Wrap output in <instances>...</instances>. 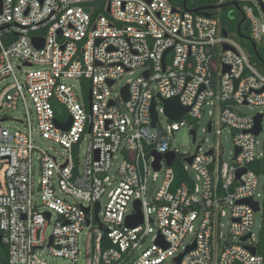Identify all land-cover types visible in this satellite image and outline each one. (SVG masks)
I'll use <instances>...</instances> for the list:
<instances>
[{
	"label": "built area",
	"instance_id": "obj_1",
	"mask_svg": "<svg viewBox=\"0 0 264 264\" xmlns=\"http://www.w3.org/2000/svg\"><path fill=\"white\" fill-rule=\"evenodd\" d=\"M226 3L239 5L250 39L264 48V0H217ZM221 31L213 14L172 0H0V110L21 107L25 126H0L4 264H177L192 245L179 264H264V73ZM171 98L189 108L176 122L161 104ZM206 108L203 132L230 135L229 162L219 144L182 159L174 149V132L195 131L185 117L200 119ZM69 120L68 130L57 126ZM36 137L67 156L59 160ZM246 199L258 210L237 203ZM136 202L143 220L128 228Z\"/></svg>",
	"mask_w": 264,
	"mask_h": 264
},
{
	"label": "rangeland",
	"instance_id": "obj_2",
	"mask_svg": "<svg viewBox=\"0 0 264 264\" xmlns=\"http://www.w3.org/2000/svg\"><path fill=\"white\" fill-rule=\"evenodd\" d=\"M174 4L177 6H180L179 0L174 1ZM231 15V13H229ZM235 41L237 39L233 38ZM16 64L18 62H15ZM33 69H38V67H33ZM139 74L138 71H135L133 75H125L120 82H118L117 85H115L112 89L113 95H118L120 88L123 84H125L128 80L134 79ZM18 76L21 78L22 75L18 74ZM1 90V87H0ZM88 105V104H87ZM161 108V107H160ZM158 108V110L160 109ZM239 111L245 115H253L258 112V109L256 107H238ZM208 109L206 108L205 111L202 113V116L200 119L190 118L189 116L185 117L187 120L193 123L195 126L196 131V138L195 142L192 141V136L190 135V128L188 125H184L179 128L176 132H174V135L172 136L173 146L176 152L179 154V159H182L186 155H194L197 150V145L201 146L200 152L206 151L211 145H217L219 144L222 151V158L226 162L230 161V153H233V143L230 135L223 131L222 136H216L214 133H204L203 129L207 126L208 122L210 121V117L208 115ZM161 118V122H166V118L163 114L159 115ZM2 118H8V120L0 122V126L6 127L9 130H19L23 131L25 129V126L20 124L17 120H23V110L21 107H18L17 109H2L0 110V120ZM260 141L263 140V135H260L258 138ZM37 144L44 150L49 151L51 154L56 156L59 160L62 159V157H66L67 153L63 151V148L59 146L58 144H55L48 140H43L41 137H36ZM82 157V151H80V159ZM35 182L38 180V175L35 172L34 176ZM259 182H262V177L259 178ZM263 220V213L258 212L254 215V232L257 234L259 230V226L261 225ZM228 219H223L224 227L227 226ZM52 230V223H50V226L47 230V234L49 235ZM225 229H223L224 231ZM5 247L4 249H0V255L5 257ZM43 258L48 262H56L53 258L49 257L48 255H44Z\"/></svg>",
	"mask_w": 264,
	"mask_h": 264
},
{
	"label": "water",
	"instance_id": "obj_3",
	"mask_svg": "<svg viewBox=\"0 0 264 264\" xmlns=\"http://www.w3.org/2000/svg\"><path fill=\"white\" fill-rule=\"evenodd\" d=\"M186 2H187V0L184 1V8L185 9H186ZM228 4H232L237 10L241 11V9H240V7H239V5L237 3H226V4H222V5H218V6H210V7L197 8V9H192V10L186 9V10L189 11V12H192V13H202L205 16H210L211 14L207 12L208 10L217 9V8H223V7H225ZM242 21H245V17L243 16V14H242ZM221 32H222V36L224 38H226L228 36V34H227L225 29H222ZM33 43H34V45L37 48H41V46L43 44V41L41 39H33ZM252 45H253V47L255 49L256 48L255 44L252 43ZM225 48H228V46H225ZM165 53H167V51ZM145 75L147 76L148 73H145ZM236 83H238V81H236ZM109 85H112V82H109ZM122 97H123L124 101H127V99H128V87H125V88L122 89ZM88 100H89V102L91 101V96L90 95L88 97ZM161 104H162L163 111H164V114L166 115V117L169 120L174 121V122L179 121L189 111V108L183 107L180 104L178 98L161 99ZM155 106H156V103L153 102L152 105H151V120H152L151 126L152 127L155 126L156 120H157V114H156V111H155ZM2 121H6V119H3ZM70 122H71V120H69L66 124H63V125H58L57 124V126H59V128H61L62 130H68ZM260 123H261V115H258L255 118V127H254V129L252 131V133L254 135H257L260 132V130H261ZM190 134L192 136V141L194 142L195 141V137H196L195 131H190ZM236 152H237V150H236ZM155 156H156V162L154 164V169L155 170H159V168H160L159 162H160L161 156L158 155V154H156ZM162 157H164V159L166 160L167 165L170 166L172 161L175 158V154L173 152H170V153H167V154L163 155ZM191 161H192V157L187 159L188 163H191ZM242 173H244V171L238 173L237 174V178H239V176ZM237 203L238 204H246L248 206H251L254 211L258 210V205L256 203H253L251 199L240 200ZM135 206H136L137 213L135 215H133V216L128 217L126 219V221H125V226H127L128 228L135 227L136 225L142 223V220H143L142 219V215H141V213L139 211L138 202H136ZM88 210L89 209H86V212H88ZM98 211H99V205L96 204V208H95V212H94L95 216L97 215ZM46 215L49 216V214H46ZM87 224H88V222H87ZM102 229H103V231L107 232L106 230H104V228H102ZM246 238L247 237L243 238L242 240H246ZM159 242H160V240H159ZM0 244H1V237H0ZM193 249H194V245L188 247L186 249L185 253H187V252H189L190 250H193ZM252 251L254 252V249H252ZM184 254H181L180 256L175 258V261L177 262V264L180 263V260L184 256Z\"/></svg>",
	"mask_w": 264,
	"mask_h": 264
},
{
	"label": "trees",
	"instance_id": "obj_4",
	"mask_svg": "<svg viewBox=\"0 0 264 264\" xmlns=\"http://www.w3.org/2000/svg\"><path fill=\"white\" fill-rule=\"evenodd\" d=\"M174 1L176 0H173V4ZM184 1L185 0H179L181 4L180 6L183 8ZM206 6H218L217 0H187L186 2V9L188 10L204 8ZM221 9L222 11H215L213 13V15L219 20L220 27L226 30L231 39H237V41L233 40L250 56L252 63L256 65L258 70L264 73V48L250 39L249 26L246 21H242V11L237 10L232 4H228ZM229 13H231V15H229ZM252 43L255 44V49ZM174 167L176 170L177 181H185L187 179V174L183 172L180 165L177 163ZM4 247L5 246L1 243L0 249L3 250ZM0 264H4V256L1 255Z\"/></svg>",
	"mask_w": 264,
	"mask_h": 264
},
{
	"label": "flooded vegetation",
	"instance_id": "obj_5",
	"mask_svg": "<svg viewBox=\"0 0 264 264\" xmlns=\"http://www.w3.org/2000/svg\"><path fill=\"white\" fill-rule=\"evenodd\" d=\"M206 7H209V6H206ZM219 12V11H222L221 8H217V9H211V10H208L209 13L213 14L214 12Z\"/></svg>",
	"mask_w": 264,
	"mask_h": 264
}]
</instances>
